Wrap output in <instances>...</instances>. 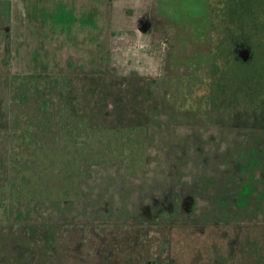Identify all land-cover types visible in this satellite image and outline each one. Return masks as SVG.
<instances>
[{"label":"rangeland","instance_id":"1","mask_svg":"<svg viewBox=\"0 0 264 264\" xmlns=\"http://www.w3.org/2000/svg\"><path fill=\"white\" fill-rule=\"evenodd\" d=\"M186 2L0 0V105L13 74L72 76L84 96L103 77L108 120L149 134L142 169L86 166L74 201L12 202L0 264H264V128L214 125L211 7Z\"/></svg>","mask_w":264,"mask_h":264},{"label":"trees","instance_id":"2","mask_svg":"<svg viewBox=\"0 0 264 264\" xmlns=\"http://www.w3.org/2000/svg\"><path fill=\"white\" fill-rule=\"evenodd\" d=\"M214 5L210 81L199 99L216 126L264 128V0H216ZM84 79L91 87L86 96L75 91L74 77L63 74H13L5 80L0 225L12 202L80 198L83 180L91 176L86 166L137 170L146 165L148 126L128 118L109 121L118 108L106 100L99 104L103 77ZM124 99L120 96L119 103ZM97 109L102 122L96 121Z\"/></svg>","mask_w":264,"mask_h":264},{"label":"crops","instance_id":"3","mask_svg":"<svg viewBox=\"0 0 264 264\" xmlns=\"http://www.w3.org/2000/svg\"><path fill=\"white\" fill-rule=\"evenodd\" d=\"M112 1L113 0H104L106 5L107 4L110 5ZM12 4H15V0H11V5ZM197 4H198V0H187V2H186V5L187 6H191V7L192 6H197ZM208 5L211 7V14H212L213 0H204V7H207ZM105 11H109V9H106ZM197 11H199V10H197ZM211 21H212V15H211ZM211 29H212V22H211ZM23 46H27V45L21 43V47L20 48H23ZM26 49H27V51H25V53L28 54V47H26ZM31 74H33V73L31 72ZM34 74H36V73H34ZM40 74H44V73H40ZM46 74H48V73H46Z\"/></svg>","mask_w":264,"mask_h":264},{"label":"water","instance_id":"4","mask_svg":"<svg viewBox=\"0 0 264 264\" xmlns=\"http://www.w3.org/2000/svg\"><path fill=\"white\" fill-rule=\"evenodd\" d=\"M245 51V50H244ZM243 51V52H244ZM241 53V52H240ZM241 55V54H240ZM241 57L244 59V60H247L249 58V55L247 53V51L244 52V55H241Z\"/></svg>","mask_w":264,"mask_h":264}]
</instances>
